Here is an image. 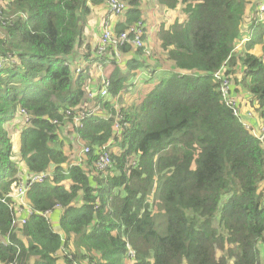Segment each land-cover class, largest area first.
<instances>
[{"label":"trees","instance_id":"trees-1","mask_svg":"<svg viewBox=\"0 0 264 264\" xmlns=\"http://www.w3.org/2000/svg\"><path fill=\"white\" fill-rule=\"evenodd\" d=\"M121 1L116 33L142 18L141 0ZM153 1L183 20L162 22L154 48H120L117 64L84 40L103 0H0V264H264V147L214 78L264 124V22L242 27L244 0ZM161 62L168 76L123 102ZM98 66L108 95L90 101ZM68 112L92 113L75 127ZM103 148L112 166L97 172ZM45 173L25 197L32 214L12 225L20 178Z\"/></svg>","mask_w":264,"mask_h":264},{"label":"built area","instance_id":"built-area-1","mask_svg":"<svg viewBox=\"0 0 264 264\" xmlns=\"http://www.w3.org/2000/svg\"><path fill=\"white\" fill-rule=\"evenodd\" d=\"M105 7L107 8L106 16L102 20V29L97 43L96 55L104 56L108 49H112L116 59L121 60L120 48L131 45L135 48L144 47L143 38L146 36L145 25L140 21L135 23L133 26L129 27L127 31L116 33L115 26L116 21L122 17L127 10V4L121 0H103ZM22 18L26 19L23 14ZM256 19L258 22H263L264 20V0L258 6L256 12ZM4 62V61H2ZM0 62V66H1ZM117 64H120L119 61ZM97 71H101V67H97ZM76 73L80 72V67L76 69ZM214 78L219 83L218 92L221 96V101L225 106L231 111L232 115L236 117L240 122L245 131L249 132L257 141L262 143L264 139V125L257 123L253 117V110L248 104H244L233 94V87L229 80L222 76V71L214 74ZM100 85V86H99ZM109 82L107 78L100 73V79L95 82L92 86V90L88 92L89 100H94L97 96L100 98H105L108 95ZM92 112H81L79 114H72L68 112V115L73 116L74 126L81 127L82 121L88 117ZM25 115L24 112H22ZM25 121H28V117ZM114 128L120 131V124L115 123ZM263 146V144H262ZM89 153V148L84 147L79 156ZM76 165V164H75ZM112 162L109 153L103 148V152L99 155L94 167L97 172H105L107 169L111 168ZM50 174H35L29 178H20V182L17 184L16 193L13 196V200L9 203L11 211H13V221L12 225H24L26 223L25 215H31V208L25 201V197L28 191L35 184H42L49 178ZM58 208V207H56ZM43 217L50 222L51 210L42 213ZM132 256V252H129ZM12 264V263H8Z\"/></svg>","mask_w":264,"mask_h":264},{"label":"crops","instance_id":"crops-1","mask_svg":"<svg viewBox=\"0 0 264 264\" xmlns=\"http://www.w3.org/2000/svg\"><path fill=\"white\" fill-rule=\"evenodd\" d=\"M244 1L246 4L245 5L246 9H245V13L243 15L242 27L247 26L248 23H250L251 21L253 22L254 18H256L257 8L263 2V0H244ZM154 2L155 1H153V0H141V2H140L141 11H142L141 22L145 25V30H146V36L144 37V39L147 40V45L149 47H151L150 45H153L152 46L153 48H154V45L156 43V39H155L156 32L158 31L159 26L162 22H164L166 25H169L176 17L178 18V21L183 20V19L181 20L177 15L173 19V15L178 13L179 10L177 12L167 11V10L163 11V9L161 7H158V6L156 7ZM106 12H107V8L105 7V5H102V4L97 5V6H94L92 8L91 14L88 18L87 25L85 28L84 40L87 42H90L93 46H94V44L97 45V43H98L99 36L101 33L102 20L106 16ZM256 22H258L257 19H256ZM263 22H264V20H263ZM259 23H261V22H259ZM89 31H90V34H88ZM241 44L243 46L244 41ZM260 50H261L260 47L256 46L252 50V52L258 54L259 52H261ZM121 57L123 60L122 55H121ZM117 63H118V60H117ZM161 64H160L161 67L154 66L155 68L152 70L153 71L152 77L160 75V76H163L162 78H164V77L168 76V74H169L168 65L165 64L164 62H161ZM84 65H85V63L83 64V67H85ZM103 70H105V69H103ZM98 74L100 77V72ZM102 74L105 77H107V73H105V72L103 73V71H102ZM95 81H96V79H95ZM94 84H95V82L92 83V85H94ZM92 85H91V90H92ZM238 88H239L238 85L234 86V90H236ZM235 96L237 98H239L240 101L243 102V106H244V104L249 105V107L253 110L254 119L257 121V123L262 124V122H258L257 117L254 116L255 110L257 109V103L254 102L252 105L250 103V101L248 99H245L244 95L241 93H237V94H235ZM130 97H131L130 94H125V95L123 94V98H122L123 102L129 101ZM90 101H92V100H90Z\"/></svg>","mask_w":264,"mask_h":264},{"label":"rangeland","instance_id":"rangeland-1","mask_svg":"<svg viewBox=\"0 0 264 264\" xmlns=\"http://www.w3.org/2000/svg\"><path fill=\"white\" fill-rule=\"evenodd\" d=\"M4 12V9L1 7L0 5V15H2ZM178 16L181 20L184 18L183 14L180 13V11L176 14L173 15V19L175 18V16ZM6 20L3 19V23L5 22ZM101 29H102V26H101ZM88 31V30H87ZM90 34V31L89 33ZM240 47H242V44L237 48V46L235 47V50H238L240 49ZM119 63H121V60H119ZM162 65V64H161ZM163 66V65H162ZM241 66L238 65V68H240ZM103 70L101 69V71H97L96 73H101ZM94 72V71H93ZM95 73V72H94ZM239 75H242V72H239ZM163 76H154V77H148L145 73H140V75H138L137 79L135 80V84L133 87H131L133 89V91H128V93L130 94V96H135L137 99L139 98H143V96L145 94H147L149 91L152 90L153 86L160 81V79L162 78ZM133 99V98H131ZM14 135H16V133L14 132ZM67 139V138H66ZM63 143H66L65 140L63 139ZM13 150L15 152V154L17 153L18 151V140L16 138L13 139ZM16 157L17 154H16ZM213 227L217 228V220H215V223L213 225ZM222 254V252L219 254L218 252V256H220Z\"/></svg>","mask_w":264,"mask_h":264},{"label":"clouds","instance_id":"clouds-1","mask_svg":"<svg viewBox=\"0 0 264 264\" xmlns=\"http://www.w3.org/2000/svg\"><path fill=\"white\" fill-rule=\"evenodd\" d=\"M116 133H119V131L116 130ZM84 147H87V146H84ZM84 147H83V148H84ZM83 148H82V149H83ZM82 149H81V150H82ZM82 155H83V154H82ZM109 156H110V155H109ZM111 162H112V161H111ZM75 164H77V163H75ZM78 164H80V163H78ZM106 171H107V170H106Z\"/></svg>","mask_w":264,"mask_h":264},{"label":"water","instance_id":"water-1","mask_svg":"<svg viewBox=\"0 0 264 264\" xmlns=\"http://www.w3.org/2000/svg\"><path fill=\"white\" fill-rule=\"evenodd\" d=\"M262 144H263V147H264V139H262Z\"/></svg>","mask_w":264,"mask_h":264}]
</instances>
